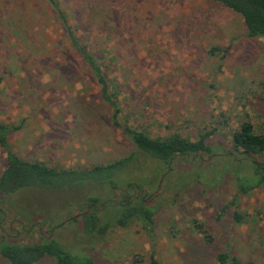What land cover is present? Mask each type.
Segmentation results:
<instances>
[{
	"label": "rangeland",
	"instance_id": "obj_1",
	"mask_svg": "<svg viewBox=\"0 0 264 264\" xmlns=\"http://www.w3.org/2000/svg\"><path fill=\"white\" fill-rule=\"evenodd\" d=\"M54 1L103 66L120 120L152 138L196 140L210 132L214 156L165 165L137 151L113 124L114 109L54 6L0 0V122L18 128L9 136L12 150L67 169L138 152L115 194L147 195L157 211L151 231L134 220L87 235L72 218L80 219L87 197L97 194L106 201L103 221H112L108 205L119 199L112 191L23 189L0 198V238L25 244L55 237L108 264H149L152 254L163 264H219L221 253L229 254L227 264H264V187L240 194L229 172L238 163L228 160L232 134L244 121L264 135V39L249 38L239 14L202 0ZM213 47L220 50L212 54ZM257 159L264 162V153ZM5 167L0 149V174ZM234 212L244 216L242 224ZM0 264L10 263L0 256Z\"/></svg>",
	"mask_w": 264,
	"mask_h": 264
},
{
	"label": "trees",
	"instance_id": "obj_2",
	"mask_svg": "<svg viewBox=\"0 0 264 264\" xmlns=\"http://www.w3.org/2000/svg\"><path fill=\"white\" fill-rule=\"evenodd\" d=\"M217 3L239 14L245 23L247 36L252 39H264V0H202ZM58 11L65 25L67 36L72 46L82 55L88 65L97 84L101 88L104 99L114 109L112 122L122 129L123 133L130 138L137 151H140L165 165H170L176 158H194L203 155L214 156L212 147L208 144L211 133H201L196 140L181 136L166 139L152 138L143 131L130 126L128 122L120 120L118 103L112 98L111 84L108 82L103 66L95 56L86 49L75 36L71 27L67 24L64 14L58 9L54 0H48ZM213 47L211 53L219 51ZM17 127L0 122V149L6 153V167L0 174V198L12 199L23 189L73 191L80 189L100 188L112 191L114 197L119 198L115 192L120 189L118 181L120 175L127 172L138 152L128 157L118 159L107 164H97L85 169H67L50 166L39 161H29L20 157L12 150L9 142L10 134ZM233 150L228 160L237 161L238 167L229 168V172L235 176L237 190L242 195H249L258 188L264 187V162L257 159L264 153V135L255 130L250 121H244L240 128L232 134ZM249 159V162L244 160ZM234 164V163H233ZM240 164V165H239ZM135 187L129 184L128 188ZM98 193V192H97ZM233 201L232 204H236ZM106 201L97 194L87 197L84 214L79 219L73 217V222H81L83 231L87 235H104L111 226L128 227L134 220L140 221L151 231L156 220L157 211L152 207L147 195L133 196L123 192L121 198L109 207L113 210L112 221H103L100 209ZM233 218L237 224H242L244 216L234 212ZM198 232L206 242H211L212 236L204 229V225H197ZM148 230V229H147ZM0 256L10 264H39L45 259L54 264H108L98 263L87 254L73 252L55 237H42L36 243L9 242L4 237L0 238ZM230 256L221 253L217 257L219 264H227ZM149 264H163L152 254ZM233 264H243L237 259Z\"/></svg>",
	"mask_w": 264,
	"mask_h": 264
}]
</instances>
